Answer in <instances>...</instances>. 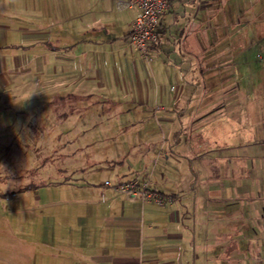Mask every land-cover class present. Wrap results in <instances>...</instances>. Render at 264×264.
Here are the masks:
<instances>
[{
    "label": "crops",
    "instance_id": "1",
    "mask_svg": "<svg viewBox=\"0 0 264 264\" xmlns=\"http://www.w3.org/2000/svg\"><path fill=\"white\" fill-rule=\"evenodd\" d=\"M120 1L124 0H73L75 10L57 23L56 43L48 44L46 34L40 45L39 74L31 56L37 42L23 45L24 57L17 53L15 64L27 72L22 77L24 91L38 83L42 93L24 102L26 107H13L12 100L7 106L0 95L4 104L0 139L24 144L39 141L40 134L30 130L48 124L61 127L80 122L79 127H87L99 121L122 122L124 131L153 129L154 124L163 131L161 144H171V152L173 146H181L193 148L188 152L193 154L202 145L206 126L195 115L214 106L224 109L229 103L217 102L230 97V91L217 83L246 80V102L231 95L232 105H227L237 124L236 140L220 147L212 161L205 160L211 151L191 155L201 167L194 185L190 186L191 180L188 184L191 192H187L194 193V199L182 195V182L136 176L175 199L158 205L117 193L110 196L106 188V199L87 207L86 239L77 245L72 238L73 242L68 241L75 246H67L80 249L71 252L88 257L93 264H264V87L256 85L264 82V0H171L160 18L159 39L151 47V68L129 41L135 10L122 7ZM8 82L21 87L16 79ZM14 92L17 97L23 95ZM37 99L51 106L40 112L33 105ZM102 103L98 109L106 116L98 121L92 114L94 106ZM193 110V116H175ZM178 132L185 133L186 140L179 138L172 146L167 138ZM84 140L92 144L90 138ZM125 143L127 151L119 146ZM108 144L110 151L102 149L106 160L132 153L131 167L142 173L139 170L148 157L136 142ZM89 155L97 154L91 149ZM155 156L170 154L155 148ZM126 174H119V183L130 180ZM3 176V183L15 177ZM167 184L175 188L169 191L164 188ZM99 191L102 187L98 195ZM85 192L94 196L92 189ZM57 219L60 225L61 218Z\"/></svg>",
    "mask_w": 264,
    "mask_h": 264
},
{
    "label": "rangeland",
    "instance_id": "2",
    "mask_svg": "<svg viewBox=\"0 0 264 264\" xmlns=\"http://www.w3.org/2000/svg\"><path fill=\"white\" fill-rule=\"evenodd\" d=\"M74 10L73 0H0V78H2L0 79V95L5 105L10 106L9 101H11L5 90L24 91L22 77L27 72L24 66L15 64L17 53L22 54L23 58V45L37 42L31 56L34 57L35 73L39 74L36 68L39 67L41 60L40 45L45 35H50L46 38L48 44H55L60 30L58 21L72 14ZM150 63V61L145 62L146 66L151 68ZM229 68L231 67H224V70ZM48 70L52 72L51 67ZM12 78L16 79L21 87L17 85L12 87L8 82ZM3 79L6 81L3 82ZM35 84L39 89V84ZM217 85L225 86L226 90L230 91V97L218 98V103L228 101L227 105L231 106L230 102L233 100L231 95H234V100L246 102L247 98H244V94L249 85L246 80H229L218 82ZM256 85L264 87V82H257ZM37 101V103L33 102L34 109H40V112L51 106L44 103L42 99ZM4 104L0 103V111L3 110ZM23 105L26 107L24 103H12L13 107ZM78 105L82 107L84 104ZM102 105L103 103L94 106L96 110L92 115H95L98 121L106 116L104 110L98 109ZM227 105L224 109L214 106L215 108H208L205 113L195 115L196 118L204 119L206 126L202 130L204 135L202 145L193 150V154L188 153L193 148L181 149V146H173L179 138L182 142L186 140V134L181 132L176 133L175 137L171 135L167 138L168 141L173 142L175 153L171 152V144H161L164 140L163 131L154 124L153 129L135 128L128 131L123 130L125 123L122 122L115 125L99 121L98 124L94 123L87 127H79L80 122L75 124L71 122L61 127L48 124L47 128L35 126L36 130H30L32 134H40L39 141L32 140L24 144V141L0 139V174L2 177L15 175L14 178L9 177L6 183L0 181V264H93L88 257L72 254L71 251L80 249L68 247L70 243L68 240L72 241L73 238L74 242L80 245L81 240L86 239L88 228L85 221L88 219L89 203L96 200L101 202V193L99 191L98 195L97 192L103 187V182L110 180L113 183H119V174L122 171H127L126 179L147 177L155 179L163 176L162 179L167 181L182 182L181 187L186 190L183 189L182 195L189 194L194 199L195 194L190 193L188 184L191 180L190 186L194 185L195 175L199 174L201 167L198 160L190 159L194 158L191 155L198 156L203 151H211L212 155L205 160L212 161L220 147L237 138V124L232 119L233 112ZM186 112L175 116L181 118L187 115L193 116L195 110L191 114ZM242 116L240 114V118ZM76 117L78 118L79 114ZM86 137L90 138L92 144L87 145L84 140ZM131 137L134 140H131ZM130 141L136 142V147L146 151L145 156L148 158L139 170L142 173H138V169L135 171L131 167L129 160L135 159L132 156L134 154L126 153L121 159L108 161L102 153L103 148H105L104 152L111 150V145L108 143L119 144ZM139 143L140 146H138ZM119 146L125 151L129 150L127 143ZM155 148L167 151L170 156L160 159L158 156L154 157ZM91 149L97 154L95 157L89 155ZM178 151L182 154L177 155ZM93 159L96 161L92 162ZM132 164L137 163L132 162ZM27 168L31 171H27ZM26 185L31 186L26 187ZM170 185H164V188L169 191L175 188V185ZM20 186L25 187L19 189ZM85 188L92 189L94 196L87 195ZM109 193L110 196L115 194L112 189H109ZM197 196L198 199L200 194L198 193ZM151 203L157 204L154 201ZM57 217L61 218L60 225H57ZM72 242L70 245L75 246Z\"/></svg>",
    "mask_w": 264,
    "mask_h": 264
},
{
    "label": "built area",
    "instance_id": "3",
    "mask_svg": "<svg viewBox=\"0 0 264 264\" xmlns=\"http://www.w3.org/2000/svg\"><path fill=\"white\" fill-rule=\"evenodd\" d=\"M170 3L171 0L120 1L122 7L135 10V19L131 26L129 41L138 49L147 62L151 59L152 45L159 39L158 26L160 18L168 10ZM102 185L101 196L103 200L107 197L106 188L112 189L117 194L142 201H154L160 205H165L175 199L173 195L162 194L153 189L149 182L139 179H130L120 183L106 180Z\"/></svg>",
    "mask_w": 264,
    "mask_h": 264
},
{
    "label": "clouds",
    "instance_id": "4",
    "mask_svg": "<svg viewBox=\"0 0 264 264\" xmlns=\"http://www.w3.org/2000/svg\"><path fill=\"white\" fill-rule=\"evenodd\" d=\"M5 91L9 94L10 99L12 100L14 104H22L30 100L34 95L42 93L38 90V86L35 83L32 84L30 87H27L23 95L20 97H17V95L12 91H8V90H5Z\"/></svg>",
    "mask_w": 264,
    "mask_h": 264
}]
</instances>
